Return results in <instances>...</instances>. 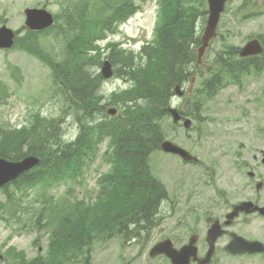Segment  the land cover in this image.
Instances as JSON below:
<instances>
[{
    "label": "rangeland",
    "instance_id": "obj_1",
    "mask_svg": "<svg viewBox=\"0 0 264 264\" xmlns=\"http://www.w3.org/2000/svg\"><path fill=\"white\" fill-rule=\"evenodd\" d=\"M88 1L13 0L8 18L5 20L6 25L17 32V37L10 49L0 50V132L29 126L32 118L38 115L47 121L56 119L54 129H59L62 138H68L75 136L78 133L79 125L84 126L83 123L89 120L88 118L84 119L83 116L82 119L74 118L75 114L80 112L65 106L64 99L59 95V93H63L62 88L57 86V81L56 85L51 81L52 68L50 67L51 62L60 61L64 57L65 45L71 32L74 31V29L69 30L68 26L66 28L65 19L68 15L72 16L81 11L85 14L89 13L90 16L102 14L106 17L110 15L109 10L101 8L102 0H93L90 7L79 8L81 5L87 4ZM129 1H132L133 5L138 8H136V16L129 19L125 25L115 27V23H113L107 30V38H110L114 43H124L125 47L137 51L146 40L152 38L158 7L156 0ZM122 2L123 0H114L112 9ZM193 2L194 0H189L188 6H192ZM199 3V0L194 2L192 7L194 15L192 10H188L185 15H192L193 19H197L194 30L198 37L204 26ZM25 6L45 7L54 16L53 26L47 31L33 32L29 35L27 31H22V9ZM1 19H4L3 15H1ZM65 28L66 31H64ZM199 30L198 35L197 31ZM255 36L264 39V0H229L221 16L216 38L211 41L204 52L202 64L197 67L194 64L190 66V71L193 72L182 85L185 98L174 97L172 99L174 105H179L189 114L188 117L192 119L191 128L185 131L181 123L174 125L169 116L162 119L161 130L164 140L186 147L198 156L201 168L196 165L184 164L175 156L159 151L154 152L149 157L151 172L164 184L169 195L159 207L158 216L151 224L152 228L144 229L140 225L138 235L141 238L139 239L133 238L136 231L128 235L124 234L125 236L120 238V234L114 230L111 233L113 236L98 237L97 241L91 244V255L88 259L80 257V250H75L76 255L73 254L69 258L78 257V259L67 261L66 264H119L122 258L136 260L139 264L166 263L162 258L148 260L146 256L153 243L170 234V230L178 229V224H175L173 217L170 218L169 214L171 204L174 203L173 196H180L179 200L183 199L186 203L192 200L196 190L204 187L202 182L199 183L192 176L201 173L208 176V172L215 168L217 142L237 138L235 135H226V130L222 125L227 121L230 122L229 117H237L238 107L248 106L246 104L249 102L247 99L249 92L256 95L255 102H259V97L264 95V70L259 73H250L241 78L238 84L225 77L224 86L210 98H204L199 93L200 83L211 75L209 67H212L213 60L218 53L228 47H240L249 38ZM106 39L102 42L103 44ZM101 49V60H103L110 50L104 47ZM121 87H124V81L121 78L103 80L99 86V93L103 92L105 98L112 90ZM197 102L200 104L196 106ZM107 107H113V105ZM253 107L255 110L259 109V105H253ZM192 111L200 112L199 121L193 118ZM101 115L98 113L96 120ZM231 125L232 128L236 127L233 123ZM98 148L96 155L90 157V160L81 167L78 177L67 176L63 181L47 188L46 194L43 193L45 190L43 186L24 185L23 182L9 184L0 189V264L17 263L15 258L6 255L7 250L24 251L23 259L25 261L42 255L45 258L42 257L41 264L47 263L51 252L49 231L52 223L49 216L50 210L46 207L53 206L51 213L58 207L56 217L60 208L69 209L74 200L81 202L82 200L95 199L98 188L97 177L107 170L106 158L110 153L107 141L100 144ZM213 173L215 174V171L211 173L212 176ZM195 195L199 194L195 193ZM52 202H58V204L54 205ZM135 209L137 208L122 207L121 210L112 212L110 217L106 218L105 223H110V219L113 217L115 219L119 217V220L129 219L136 214ZM97 226L95 225L93 230ZM169 227L170 229H168ZM93 230H90V233ZM79 231L80 229L74 231L73 238L86 235L76 234ZM73 238H71L72 241ZM175 241L177 244L182 243L179 239H175ZM73 243L78 246L74 241ZM58 245L57 253L61 254L60 257L68 256L64 245L61 242ZM38 251L40 252L37 254ZM54 254L49 258L52 264L57 263V260H54L56 257Z\"/></svg>",
    "mask_w": 264,
    "mask_h": 264
},
{
    "label": "trees",
    "instance_id": "obj_2",
    "mask_svg": "<svg viewBox=\"0 0 264 264\" xmlns=\"http://www.w3.org/2000/svg\"><path fill=\"white\" fill-rule=\"evenodd\" d=\"M187 11V9H183ZM172 12H175L172 14ZM178 8H172L170 13L165 15L161 27L158 30V41L151 46L142 48L143 62H134L131 56H124V52L117 49L115 62L121 64L123 73L131 81L132 86L115 97L122 106V112L107 122L95 124L87 129L81 128L78 137L71 142H62L49 145L52 131L48 129L33 130L23 129L21 131H5L0 135V156L9 159H18L25 144H34L35 148L29 151L41 155V165L27 179L28 183L55 180L64 173L69 172V162H74L77 157L82 156L88 149V144L94 140L96 135L92 131L106 130L110 134H117L118 157L121 160L116 169L117 182L122 194L117 196L115 205L124 201L131 206L140 204L136 213L129 218L132 222H151L158 202L165 195V190L159 181L152 178L148 171L147 158L150 152L159 148L162 139V132L159 120L165 116V106L172 95V88L175 83L188 78L191 73L190 66L194 61L193 46L198 42L195 35L193 16H181ZM122 16L121 10L115 9L110 21ZM109 21V24H110ZM95 22L107 26V20L96 18ZM106 29L105 27H103ZM102 28L81 32L76 38V44H70L67 49V59L56 66L55 70L60 74L62 84L69 91L67 98L69 104L77 105L90 114L87 105L97 101L98 82L100 76L93 75L84 65V49L90 45L91 39L99 35ZM227 56H220L216 60L222 63L223 69L228 74L237 73L249 66H253L259 56L239 59L234 56V51L226 53ZM264 55V53H262ZM92 59V58H91ZM124 63V64H123ZM118 69H116L117 71ZM119 71V70H118ZM215 79H210L205 84L206 90L211 88ZM217 82V81H216ZM85 104V106H84ZM96 108V107H95ZM56 147L55 149L53 147ZM29 147V146H28ZM23 176H26L23 175ZM118 206H116L117 208ZM113 208L114 211H118ZM108 209L101 208L95 214V225L105 219L98 213L105 214ZM105 216V215H104ZM115 219L113 217L111 221ZM119 220L117 217L114 221ZM104 226V225H102ZM101 226V227H102ZM100 227V225H99Z\"/></svg>",
    "mask_w": 264,
    "mask_h": 264
},
{
    "label": "flooded vegetation",
    "instance_id": "obj_3",
    "mask_svg": "<svg viewBox=\"0 0 264 264\" xmlns=\"http://www.w3.org/2000/svg\"><path fill=\"white\" fill-rule=\"evenodd\" d=\"M8 2L13 0H6L7 7H1L4 13ZM3 23L0 20V25ZM255 130L247 140L224 141L219 148L216 187L205 189L201 203L189 209L186 218L195 224L193 231L175 235L184 240L197 233V256L204 258L210 248L207 233L214 223L213 251L201 264H264V129L257 126ZM202 208L215 215L202 218L196 212ZM190 264L198 262L190 259Z\"/></svg>",
    "mask_w": 264,
    "mask_h": 264
},
{
    "label": "water",
    "instance_id": "obj_4",
    "mask_svg": "<svg viewBox=\"0 0 264 264\" xmlns=\"http://www.w3.org/2000/svg\"><path fill=\"white\" fill-rule=\"evenodd\" d=\"M208 2V19L206 22V26L204 29V33L201 39L202 46L198 50V57L200 58L202 52L207 45L209 39L214 36L215 28L218 23L220 13L223 10L225 0H207ZM25 14L26 18V26L29 29L37 30L40 28H44L50 25L53 20L50 13L45 11L44 9H26ZM13 42V33L11 30L6 28L0 29V48L10 47ZM261 51V46L259 45L257 40H251L246 43V45L240 50V55L246 56L250 54H255ZM102 74L104 77H109L111 75L110 66L108 62H104L102 66ZM178 86H176V91ZM168 112H170L173 116L174 121L176 122L179 119V115L177 114L176 110L168 108ZM188 125V121L185 122ZM161 147L166 152H173L180 154L183 158L186 159H195L192 156L188 155L187 152L182 150L181 148L177 147L176 145L172 144L169 141H164L161 144ZM39 159L33 156L25 157L20 161H8L3 158H0V186L12 180L16 176H18L21 172L31 168L32 166L38 164ZM188 246V245H187ZM184 246L180 251L186 250V252L194 251L193 248ZM160 252H165L171 256H174V260H179V252L168 251V246L164 243L157 244L155 247L152 248L151 254H156Z\"/></svg>",
    "mask_w": 264,
    "mask_h": 264
},
{
    "label": "bare ground",
    "instance_id": "obj_5",
    "mask_svg": "<svg viewBox=\"0 0 264 264\" xmlns=\"http://www.w3.org/2000/svg\"><path fill=\"white\" fill-rule=\"evenodd\" d=\"M255 65H256V66H257V65H258V66H264V57H260L259 60H256L254 66H255ZM186 115L189 116V114H187V113H186ZM117 195L119 196V195H121V193H120V192H117Z\"/></svg>",
    "mask_w": 264,
    "mask_h": 264
}]
</instances>
